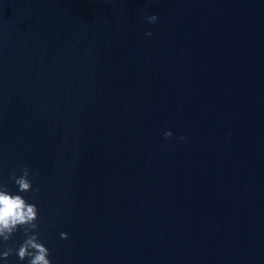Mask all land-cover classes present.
<instances>
[{
    "label": "water",
    "instance_id": "obj_1",
    "mask_svg": "<svg viewBox=\"0 0 264 264\" xmlns=\"http://www.w3.org/2000/svg\"><path fill=\"white\" fill-rule=\"evenodd\" d=\"M0 184L52 264H264V0H0Z\"/></svg>",
    "mask_w": 264,
    "mask_h": 264
},
{
    "label": "clouds",
    "instance_id": "obj_2",
    "mask_svg": "<svg viewBox=\"0 0 264 264\" xmlns=\"http://www.w3.org/2000/svg\"><path fill=\"white\" fill-rule=\"evenodd\" d=\"M147 22L155 25L158 21V16L150 15L146 17ZM151 37V31L146 33ZM173 133L168 131L164 134V138L171 139ZM186 139V137H181ZM22 175H18L15 171L11 173V179L17 186L19 193L35 192L39 193V187L33 188V182L30 179L32 175L27 167H21ZM39 209L29 203L23 195L12 194L6 185L0 184V242H9L14 235L23 230L26 239L18 247H6L0 251V260L5 262L16 255L19 261H27V264H52L50 259L51 252L40 242L39 232ZM62 239H68L66 233H61Z\"/></svg>",
    "mask_w": 264,
    "mask_h": 264
}]
</instances>
